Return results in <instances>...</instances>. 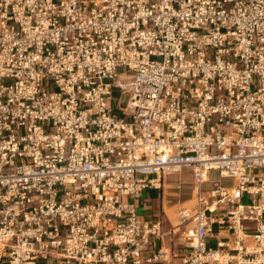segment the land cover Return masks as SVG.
Returning <instances> with one entry per match:
<instances>
[{"label": "built area", "instance_id": "2783aa9c", "mask_svg": "<svg viewBox=\"0 0 264 264\" xmlns=\"http://www.w3.org/2000/svg\"><path fill=\"white\" fill-rule=\"evenodd\" d=\"M185 167L184 264H264V0H0V264L167 259Z\"/></svg>", "mask_w": 264, "mask_h": 264}, {"label": "rangeland", "instance_id": "374dc122", "mask_svg": "<svg viewBox=\"0 0 264 264\" xmlns=\"http://www.w3.org/2000/svg\"><path fill=\"white\" fill-rule=\"evenodd\" d=\"M125 70L119 68V71ZM120 80L126 81L124 75L120 76ZM113 100L111 104L116 108L119 99L126 100L123 97L122 91L119 87H113ZM219 171L212 170L210 177L212 179L219 178ZM223 184H232V178H224ZM197 185V178L194 175L191 167H185L180 171L166 174L163 179L162 185L159 189L149 188L143 191L142 197L138 199V211L140 214L146 216L151 214L153 220H161V236L159 240L160 246L169 249V256L167 259L162 258L158 263L161 264H184V258L189 252V245L185 239L184 227L177 228L179 223V210L185 205L192 204L193 190ZM212 183L206 182L204 189L211 188ZM151 198L148 201L150 207L145 210V199ZM244 202H249L246 196ZM215 244V242H212Z\"/></svg>", "mask_w": 264, "mask_h": 264}, {"label": "crops", "instance_id": "0c3cea01", "mask_svg": "<svg viewBox=\"0 0 264 264\" xmlns=\"http://www.w3.org/2000/svg\"><path fill=\"white\" fill-rule=\"evenodd\" d=\"M154 189H155V188H154ZM141 197H142V196H141ZM150 199H151V198H146V199H145V200H146V201H145V204H146V205H145V207H144L145 210H147V209L150 207V205H148V201H150ZM146 217L151 218V214H147ZM216 231H217V230H216ZM227 236H228V235H227L226 233L222 235V237H223L224 239H227ZM212 242H213V241H212ZM156 264H157V263H156ZM158 264H161V263H158Z\"/></svg>", "mask_w": 264, "mask_h": 264}, {"label": "bare ground", "instance_id": "6f19581e", "mask_svg": "<svg viewBox=\"0 0 264 264\" xmlns=\"http://www.w3.org/2000/svg\"><path fill=\"white\" fill-rule=\"evenodd\" d=\"M206 176L205 177H207V174H205Z\"/></svg>", "mask_w": 264, "mask_h": 264}]
</instances>
